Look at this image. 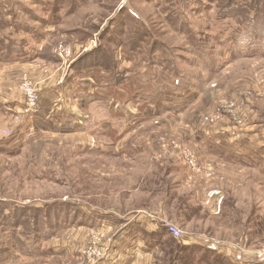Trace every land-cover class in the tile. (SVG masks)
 Listing matches in <instances>:
<instances>
[{
	"label": "rangeland",
	"instance_id": "1",
	"mask_svg": "<svg viewBox=\"0 0 264 264\" xmlns=\"http://www.w3.org/2000/svg\"><path fill=\"white\" fill-rule=\"evenodd\" d=\"M255 2L0 0V264H171L176 254L179 264H264V16L256 31L245 21ZM75 67H94L102 86L120 83V70L128 78L89 108L74 99L99 125L96 154L78 152L94 139L33 119L41 92L61 99ZM176 80L190 91L179 106L164 100ZM33 88L38 106L28 111ZM106 95L128 101L123 145L121 114ZM14 105L25 119L6 113ZM108 118L111 130L102 129ZM237 142L249 150L239 160L208 153L207 143ZM17 205L65 224L33 241L26 226L8 223ZM165 222L182 237L136 253Z\"/></svg>",
	"mask_w": 264,
	"mask_h": 264
},
{
	"label": "crops",
	"instance_id": "2",
	"mask_svg": "<svg viewBox=\"0 0 264 264\" xmlns=\"http://www.w3.org/2000/svg\"><path fill=\"white\" fill-rule=\"evenodd\" d=\"M30 63L31 62L28 61V62L21 63V64L26 65V64H30ZM125 69H127L126 66H125ZM119 72L122 75L121 78L123 79L122 73L125 71L120 70ZM125 78H126L125 81L122 80L120 83L116 84L110 80V82H106L107 85L102 86L98 83V73L97 72H95V71L92 72V71L84 69V68L71 70L66 75V77L64 79L65 83L63 84L62 88L59 90V92H57L58 96L60 95L62 97L61 99L55 100L52 98L53 96L56 95V92L51 91L50 87H48V89L44 93L41 92L42 96L40 95V102H39L40 103L39 104L40 105V112L36 118L33 117L34 122L36 119L37 121L43 122L42 125H45V126L50 127V128L65 125L66 131L72 130V129L75 130L73 132L74 134H72L73 137L85 136V137L90 138V139L91 138L92 139L97 138L96 130L99 128V125L96 122H94L88 115L87 116L81 115L82 113H79L76 108H73L75 103H76L75 100L80 101L82 107L89 108L90 106H92L94 104L95 99L97 98V95H99L101 93L107 94L106 91L108 89H112V86H114V88H116L117 86L123 87V85H121V84L128 81L127 76H125ZM142 86H144V85H142ZM69 88H72V94L68 92L70 90ZM151 89H154V86H152ZM172 90L174 91L173 93H175L173 95L174 98H168V99H164V100L168 101L171 104L176 105V106H179L178 105V102H180V101H178L179 98H187V97H185V95L187 93H190V91L184 90V86H182L180 84L179 80L172 82ZM159 95H161V94H158L157 97ZM102 101L110 104L111 113L121 114V118L118 119V122H121V124H122V129H121L120 135L121 136L123 135V136L121 137V139H119V144L122 143V145H123L125 137H127L129 135V124H128V121H129V112H128L129 106L128 105L129 104L127 103L128 101H124L123 99H121L119 97H116L113 99L111 96H107ZM160 102H161V98L159 99V101H157V103L159 104ZM5 110H7L6 111L7 114H9V112L11 114L14 113V115H17L20 113V116L18 118H20L21 120L26 118L24 112H22V110L20 109V105H16L14 107V111L9 106H6ZM14 118H15V116H14ZM146 119H144V120H146ZM110 122H113L110 118L104 119L102 129L111 130L110 124H109ZM16 124H18V123H16ZM107 125L109 127H107ZM65 135L70 137L71 134L65 133ZM95 143H96V141L94 139L92 144H88V145H82L81 144V145H79V147H78L79 154L80 155H86V153L96 154V153L100 152L103 149V147L102 146L98 147L97 145H94ZM207 144H208V147H207L208 153L209 152L211 153V151L213 150L214 151L213 155L215 157L218 156L219 159L221 156H225V154H226L228 156H233L237 160H239V159H241L240 157L242 155L245 156L246 153L249 151L248 149H246L247 147H245L244 143L242 145L241 142H237L236 145H233L230 143V145H231L230 147L225 145L224 143L223 144L217 143L218 146H216V147L210 143H207ZM122 145L118 146V143L116 144V146L114 148L115 153H119L120 156L127 157V150L128 149H126V147H122ZM112 219H115V218H112ZM99 220L107 221V222H103V224L109 223V219H106V218H102ZM124 227L125 226H123V228ZM151 230L152 229H150L149 231H151ZM125 233H127V234H124L121 237V239L118 240V242L116 241L117 243L120 242L119 248L123 251H124V249L126 250L129 246H131L130 242H128V240L126 239L128 236L127 230ZM147 234L150 235L151 233L148 232ZM132 235H133V231L131 232V234L129 236H132ZM165 237L166 236H163V239H161V241L165 242ZM144 240L146 241L145 238H144ZM144 240H143V242L145 243ZM143 245H145V244H141V242L139 241V244L134 246V247H138L135 249V252L140 253L143 251L145 253H150V251L152 252L151 249H153V248L155 249L154 252H156V250H160L159 245L158 246H155V245L150 246V244H149V247H148L149 250H144ZM129 250L131 251L132 249L129 248L124 253L128 252ZM147 251H149V252H147ZM127 257H129V253H128ZM121 258H123V256Z\"/></svg>",
	"mask_w": 264,
	"mask_h": 264
},
{
	"label": "trees",
	"instance_id": "3",
	"mask_svg": "<svg viewBox=\"0 0 264 264\" xmlns=\"http://www.w3.org/2000/svg\"><path fill=\"white\" fill-rule=\"evenodd\" d=\"M255 6L254 9L250 10V13L248 14L247 18L245 19V21L247 22V24L249 25V27H251L252 29L255 30L260 28L258 27L256 24L261 23V21L259 20L261 16H264V0H256L255 2ZM243 12V14L245 13L244 11H240ZM223 16L222 18H227L225 16L228 15V13L223 12ZM255 22V23H254ZM255 27V28H253ZM263 27V24H262ZM264 31V29H262ZM256 31V30H255ZM261 41H264V37L260 38ZM29 57V56H28ZM95 57L98 56H94ZM100 59V63L107 65V63L105 62L106 60H104L103 58H99ZM98 59V61H99ZM110 59H112L110 57ZM109 64H111V62H113V60L111 61H107ZM87 65V64H86ZM153 65V64H152ZM76 66V65H75ZM176 66L173 65L171 68L174 69ZM84 67H75V69H83ZM86 69V68H84ZM90 71H93L94 67L90 68ZM175 71V70H173ZM124 73V72H123ZM125 76H123V81H125ZM117 82H120V79L117 80ZM32 210L31 208H28L27 206L24 205H17L14 209V214L13 217L10 218V220L8 221V223H10V225L17 227L18 225L21 226H26L25 230H29L28 232H23V233H29L33 235L34 240L36 242H42L43 240H47L49 238L52 237V235L55 234V231L58 229H61L62 226L65 224V222L60 221L58 214L52 217L51 216V212L48 211L47 209L44 210H32L30 212V214H27V212L29 213V211ZM67 213L64 210V214ZM65 216V215H64ZM27 224V225H24ZM41 227V228H40ZM44 228V229H42ZM168 232L167 230H162V232H157L154 234H147L145 235V239L146 241L150 244V245H155V246H161V245H165L164 241H161V239H163L162 237L167 235ZM166 241V239H165ZM210 251V250H209ZM207 250V252H209ZM210 254L216 255L214 253L209 252ZM173 260L172 262H170L171 264H179V260H182V258H180V255L177 256V254L173 257H171ZM170 258V259H171Z\"/></svg>",
	"mask_w": 264,
	"mask_h": 264
},
{
	"label": "built area",
	"instance_id": "4",
	"mask_svg": "<svg viewBox=\"0 0 264 264\" xmlns=\"http://www.w3.org/2000/svg\"><path fill=\"white\" fill-rule=\"evenodd\" d=\"M27 95H28L27 96L28 98H27L25 104H26V109L28 111H30L31 109H34L38 106V97L34 91V88L29 90ZM165 226H166V230H167L168 234L171 237L176 238V239H179L182 237V233L179 230H177L175 227L168 225L166 222H165ZM98 260H99V258H98Z\"/></svg>",
	"mask_w": 264,
	"mask_h": 264
}]
</instances>
